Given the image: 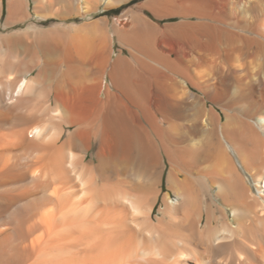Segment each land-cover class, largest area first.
Instances as JSON below:
<instances>
[{
  "label": "bare ground",
  "instance_id": "1",
  "mask_svg": "<svg viewBox=\"0 0 264 264\" xmlns=\"http://www.w3.org/2000/svg\"><path fill=\"white\" fill-rule=\"evenodd\" d=\"M124 1L0 0V264H264V0Z\"/></svg>",
  "mask_w": 264,
  "mask_h": 264
},
{
  "label": "rangeland",
  "instance_id": "2",
  "mask_svg": "<svg viewBox=\"0 0 264 264\" xmlns=\"http://www.w3.org/2000/svg\"><path fill=\"white\" fill-rule=\"evenodd\" d=\"M150 0H126L124 1V3H121L117 6H113V7H110L108 9L105 10V12H101V13H98V14H94V19L96 18H99L101 16H104L106 15L107 18H112L113 16H116V15H120L122 14V12L126 9H132L134 8V6H142L144 3L148 2ZM143 9V13L148 16L153 22L155 23H159L161 25H164V24H167V23H172L174 21H177L178 18H175V17H170V18H162V19H158L156 18L155 16H153V14L146 8H142ZM72 21V20H70ZM68 21V22H70ZM79 21V20H77ZM50 23V20L48 21H43L42 23L44 25H48ZM119 42H117V39L115 38L112 42V46L110 45V49H112L114 52V56L116 57V54L120 53V50L122 49V44H118ZM122 55H127V51L124 50L122 52Z\"/></svg>",
  "mask_w": 264,
  "mask_h": 264
}]
</instances>
